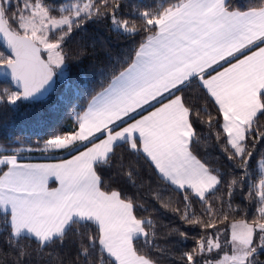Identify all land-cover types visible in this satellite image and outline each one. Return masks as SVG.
Here are the masks:
<instances>
[{"label":"snow or ice","instance_id":"1","mask_svg":"<svg viewBox=\"0 0 264 264\" xmlns=\"http://www.w3.org/2000/svg\"><path fill=\"white\" fill-rule=\"evenodd\" d=\"M105 22L123 36L142 37L131 63L83 111L73 110L71 130L29 149L67 152L71 159L21 164V148L0 153V264H160L164 257L171 264H264V154L258 182L248 173L264 143V0L247 9L232 0H71L58 8L47 0H16L14 7L0 0V40L8 50L0 51V67L10 77L0 105L46 97L53 77L64 79L65 42L85 25ZM193 85L200 106L185 96ZM197 124L209 137L215 129L227 158L242 170L224 185L227 200L222 176L191 150L200 139ZM125 152L148 166L147 179L142 167L125 162ZM106 169L123 175L136 194L107 185ZM49 177L59 186L49 188ZM245 186L242 204L233 206ZM172 191L182 202L164 196ZM151 201L202 229L190 250L157 243L188 234L169 228L162 237L168 226L156 219ZM250 205L251 222H232L230 239L221 243L218 225L230 213L247 216ZM69 236L75 250L60 256ZM228 247L231 255L211 258Z\"/></svg>","mask_w":264,"mask_h":264},{"label":"trees","instance_id":"2","mask_svg":"<svg viewBox=\"0 0 264 264\" xmlns=\"http://www.w3.org/2000/svg\"><path fill=\"white\" fill-rule=\"evenodd\" d=\"M47 2L58 8L60 5L71 2V0H47ZM126 2L131 4L140 2V0H126ZM143 2L159 3L160 0H143ZM232 2L234 6L247 9L250 6H255L258 0H232ZM12 4L14 7L16 0H12ZM141 38V36H123L118 32L111 31L108 22L89 23L78 30L64 44L65 50L70 53L64 66L65 77L62 80L53 77L54 88L46 97L36 102H19L15 108L0 105V153L11 154L12 149L21 148L18 156L44 154L29 149H35L38 142L42 146L43 141L53 133L71 130L74 122L73 110L83 111L92 96L108 86L114 73L118 74L129 66L131 63L129 55L138 46ZM0 51L6 52L1 45ZM77 56L78 58H76ZM5 87H9V82L0 80V89ZM197 95L198 91L194 85L186 88L185 96L200 106L202 101L195 98ZM213 115L215 116L214 111ZM260 123L264 124V117L260 119ZM196 130L200 133V139L191 149L193 155L222 176L224 184L221 186V192L225 194L224 199L227 200V188L224 185L234 177L239 179L242 170L235 167L234 162L227 158L224 146L216 139L215 129L212 130L210 137L208 136L209 129L205 126L197 124ZM262 154H264V143L257 145L255 154L249 163L248 173L253 182H258L260 178L261 169L259 165ZM123 155L126 163H132L134 167H142V175L147 179V176L151 174L148 166L142 160L137 162L135 157L126 152ZM104 179L111 188L121 190L128 196L135 195L137 192V188L133 187L130 181L123 175H117L113 169L105 170ZM246 193V186L242 190L237 188L232 198L233 206L241 205L242 194ZM164 196L173 201L182 202L183 200L182 194L175 191L164 193ZM149 207L150 210L155 208L156 219L162 225L168 226L161 228L160 235L162 237L167 234L169 228H179L188 234V239L183 241L180 240L178 234L168 237L167 240L159 239L157 243L161 246L176 245L181 251L190 250L195 245L196 239L204 234L198 226L192 227L182 223L178 216L170 210L162 208L160 203L156 201H151ZM192 207L197 213L200 212L199 204H193ZM254 212L255 205H250L247 216L244 212L230 213L229 220L218 225L221 230V243L226 238L229 239L228 227L232 222L242 219L251 222ZM72 240L73 238L69 236L63 248L57 249L60 256L71 255L74 252L75 245ZM153 255L156 254L153 253ZM217 255V252H213L211 258L215 259ZM260 259L264 260V252H261ZM160 264H171V262L164 257Z\"/></svg>","mask_w":264,"mask_h":264},{"label":"crops","instance_id":"3","mask_svg":"<svg viewBox=\"0 0 264 264\" xmlns=\"http://www.w3.org/2000/svg\"><path fill=\"white\" fill-rule=\"evenodd\" d=\"M256 50V49H253ZM227 66V65H225ZM222 70V69H219ZM159 106V105H157ZM151 110V109H150ZM146 114V113H145ZM139 118V117H137ZM76 154V153H73ZM62 159H71V155L67 152H49L47 154H40L38 156H18V162L21 164H49V163H59ZM0 168H4L0 165ZM6 170V169H5ZM49 188H56L59 186L58 182L54 177H49L48 181Z\"/></svg>","mask_w":264,"mask_h":264},{"label":"rangeland","instance_id":"4","mask_svg":"<svg viewBox=\"0 0 264 264\" xmlns=\"http://www.w3.org/2000/svg\"><path fill=\"white\" fill-rule=\"evenodd\" d=\"M44 58H45V59L47 58V57H46V54H44ZM63 71H64V69H63ZM64 77H65V72H64ZM55 78H56L57 80H62V79L59 78V76H55ZM259 168H260V165H259ZM228 234H229V239H230V236H231V225L228 227ZM217 253H218V255L216 256L215 259H213L214 261H215V260H220V259H222V258L224 257L225 254L231 255V248H230V247L225 248V249H223L222 251H219V252H217Z\"/></svg>","mask_w":264,"mask_h":264},{"label":"water","instance_id":"5","mask_svg":"<svg viewBox=\"0 0 264 264\" xmlns=\"http://www.w3.org/2000/svg\"><path fill=\"white\" fill-rule=\"evenodd\" d=\"M0 45L5 49L6 52L8 51L2 40H0ZM6 72H8L7 69L0 67V80H6L10 82V77L5 75Z\"/></svg>","mask_w":264,"mask_h":264}]
</instances>
